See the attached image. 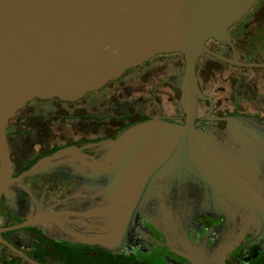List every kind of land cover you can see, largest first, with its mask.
<instances>
[{"label":"water","instance_id":"1","mask_svg":"<svg viewBox=\"0 0 264 264\" xmlns=\"http://www.w3.org/2000/svg\"><path fill=\"white\" fill-rule=\"evenodd\" d=\"M255 2L0 0V195L13 188L28 193V178L48 171L69 190L56 201L50 195L47 206L34 202L29 221L46 222L54 238L128 249L140 220L165 219L171 237L164 231L157 240L169 245L173 236L188 243L192 238L171 214L175 206L199 203L226 216L222 226L230 224L218 236L221 222L211 221L213 235L205 242L193 237L191 254L180 249L191 264H227L232 254L243 261L264 250V124L231 116L218 130L194 120L202 94L198 59L206 52L220 56L207 40L231 41L230 27ZM166 52L186 57L179 80L189 114L185 124L155 116L115 138L59 149L11 175L6 127L30 100L79 99Z\"/></svg>","mask_w":264,"mask_h":264},{"label":"flooded vegetation","instance_id":"2","mask_svg":"<svg viewBox=\"0 0 264 264\" xmlns=\"http://www.w3.org/2000/svg\"><path fill=\"white\" fill-rule=\"evenodd\" d=\"M230 32L231 41L210 38L206 42L220 56L206 52L198 59L196 74L202 92L194 119L198 127L224 130L231 116L253 117L264 124V0H256ZM185 68L182 52L158 53L79 99L33 98L6 127L11 175L22 174L59 149L115 138L122 129L155 116L185 124L189 114L181 104L184 93L179 82ZM59 171L70 173L64 168ZM1 175L0 153V179ZM26 184L28 193L13 188L0 195V264H191L180 249L191 254L193 237L205 242L212 234L211 221L221 222L216 226L218 236L230 224L222 226L226 216H214L202 204H188L175 206L171 214L181 222L179 231L192 238L188 243L173 236L169 245L158 241L165 232L171 237L162 219L140 220L133 231L135 242L128 249L78 245L54 238L46 222L29 221L34 202L47 206L50 195L56 201L69 187L49 177L48 171L28 178ZM233 257L227 256V264H264V250L250 252L243 261Z\"/></svg>","mask_w":264,"mask_h":264}]
</instances>
